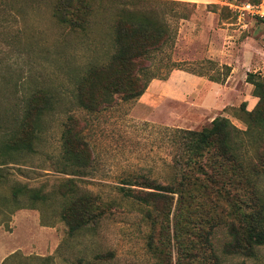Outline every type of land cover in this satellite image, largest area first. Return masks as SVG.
<instances>
[{
    "label": "rangeland",
    "instance_id": "rangeland-1",
    "mask_svg": "<svg viewBox=\"0 0 264 264\" xmlns=\"http://www.w3.org/2000/svg\"><path fill=\"white\" fill-rule=\"evenodd\" d=\"M245 1L74 0L67 9L73 21L81 20L74 29L57 21L45 0L20 3L19 13V5H0V232L1 248L7 247L0 264L11 250L53 255L54 264H264V245L251 257L222 253L226 223L248 234L244 219L261 207L264 212V174L245 183L213 150L185 164L170 138L171 129L201 130L216 117L245 130L242 105L250 111L257 102L247 74L264 76V18L238 20L224 4ZM122 9L155 13L172 33L150 67L167 77L151 80L139 99L90 113L77 104V83L110 60L111 26ZM36 94L47 104L42 115L27 118ZM81 127L93 160L83 175H71L61 162L62 135ZM22 132L32 133L31 150L2 149ZM248 143L242 153L246 147L252 157L255 144ZM135 176L160 185L175 181L166 215L147 220L143 207L117 193L115 187ZM68 179L103 210L98 222L72 236L60 220ZM18 206L36 207L28 210L39 220L10 228ZM21 262L28 261L14 260Z\"/></svg>",
    "mask_w": 264,
    "mask_h": 264
},
{
    "label": "trees",
    "instance_id": "trees-1",
    "mask_svg": "<svg viewBox=\"0 0 264 264\" xmlns=\"http://www.w3.org/2000/svg\"><path fill=\"white\" fill-rule=\"evenodd\" d=\"M41 1V0H40ZM52 8L57 21L70 26L71 29L80 27L81 20L73 21L68 16L67 9L74 0H45ZM258 3L260 0H248ZM39 2V0H0L1 4L13 8L16 5ZM21 6L16 11L19 13ZM112 37L114 52L110 60L102 66H94L81 76L77 83V104L90 113L100 112L111 108L116 100L128 102L139 99L153 79H166L167 76L157 77L151 71V65L156 54L172 40V33L161 18L155 13L138 9H122L113 20ZM169 68V67H168ZM213 80V79H212ZM214 82H219L213 80ZM246 82L252 86V96L257 98L255 106L247 111L242 105L245 130L238 129L229 119L216 117L208 127L201 130L171 129L170 138L177 156L186 163H198L210 150L217 156L236 166L240 171L239 177L253 185L255 179L264 174V76L248 73ZM26 109V117L42 115L47 100L44 95L36 94ZM29 123H24V126ZM83 128L73 131L67 128L62 135L61 162L70 169L71 175H83L92 162V153L83 134ZM14 135V133H13ZM16 139L10 143H1L3 150H31L33 135L22 132L14 135ZM255 144V153L251 157L248 149L242 153L244 143ZM242 145V147H239ZM4 147V148H3ZM124 181V185L115 187L117 193L124 199L144 208L146 219L152 215H166L170 211L169 194L175 193V181L160 185L144 176H135ZM141 180L142 182L138 181ZM64 203L61 207L60 220L67 226L70 236L84 229L87 225L98 222L103 210L94 202L91 194H77L72 181L67 180L61 186ZM36 207L18 206L17 209ZM262 207L256 209L253 216L248 215L245 222L249 229L245 234L243 227L234 222L226 223V237L222 247L224 255H254L256 246L264 245V212ZM250 220L255 221L250 226ZM42 226L52 227L43 220ZM17 256L28 262L17 264H54L53 255L24 256L16 251L6 257L1 264H14ZM81 263V259H78ZM90 264V263H86Z\"/></svg>",
    "mask_w": 264,
    "mask_h": 264
},
{
    "label": "crops",
    "instance_id": "crops-1",
    "mask_svg": "<svg viewBox=\"0 0 264 264\" xmlns=\"http://www.w3.org/2000/svg\"><path fill=\"white\" fill-rule=\"evenodd\" d=\"M245 84H247V88L249 89L250 88V84L247 83V82ZM247 98H248V96H246L242 100L245 102L246 100H248ZM28 209H30V208L16 209V210H14L13 212L10 213V215H9V217H11V220L9 222L10 228L13 227V225H17L18 224V226H21L22 224L24 225L25 223L29 226L28 218H32L34 216L37 217V221L39 220L38 213L34 212V210H28ZM8 221H9V219H8ZM1 224L2 223H0V225ZM4 238L5 237L0 232V257H1V255L3 253H5V251H7L6 250L7 247L1 248L2 247V243H3L2 241H5V240H3ZM13 251L16 252V250H11L10 252H8L9 254L7 256H5L4 258H2V260H4L6 257H8L9 255H11L12 253H14ZM38 256H40V255H38Z\"/></svg>",
    "mask_w": 264,
    "mask_h": 264
},
{
    "label": "built area",
    "instance_id": "built-area-1",
    "mask_svg": "<svg viewBox=\"0 0 264 264\" xmlns=\"http://www.w3.org/2000/svg\"><path fill=\"white\" fill-rule=\"evenodd\" d=\"M224 4L236 14L238 20L247 16L258 17L261 19L264 18V0H260L258 3L245 1L239 4H233L230 2H225Z\"/></svg>",
    "mask_w": 264,
    "mask_h": 264
}]
</instances>
